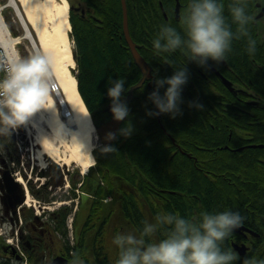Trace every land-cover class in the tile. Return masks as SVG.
I'll return each mask as SVG.
<instances>
[{
	"label": "trees",
	"instance_id": "trees-1",
	"mask_svg": "<svg viewBox=\"0 0 264 264\" xmlns=\"http://www.w3.org/2000/svg\"><path fill=\"white\" fill-rule=\"evenodd\" d=\"M158 1L162 2L163 0H128L126 4L132 17L136 6L138 9V6L140 8L144 4L143 2H146L149 6L157 8ZM241 2L247 4L246 0H241ZM120 3L119 0H106L104 3L95 4V8L100 15H102V11H110L115 17H121ZM251 7L250 3L249 12ZM246 10L248 13V9ZM159 11L144 23L137 24V29L132 34L133 40L137 44L149 40L152 33L159 32L161 26L165 25V18ZM71 20L73 38L77 45L79 89L89 111L94 113L95 109L105 106L110 100L107 94V89L110 86L109 81L125 79L128 76L130 68L124 71V66L131 62V59L127 57L128 53L122 54L115 41H109V39L120 40L118 36L119 23L107 25L104 28H108V30L101 29L99 32L90 26L93 21L84 23L76 17H72ZM251 25L252 22L249 26L251 27ZM234 26L233 24V31L235 30ZM242 51L243 49L238 48L235 50L240 55V59ZM141 54L143 55V53ZM254 55L258 59L261 55L264 56V53H255ZM143 56L152 65L156 79L159 78L166 68L167 53H144ZM244 63L236 65H245ZM246 64L247 67L257 70V65L251 60L247 59ZM261 64L264 65V63ZM132 66H134V62ZM167 69L171 68L167 67ZM215 79L218 81L219 87L224 89L222 83L217 78ZM147 86L144 85L140 90H137L134 99L127 104L136 108V111L142 112L141 128L127 140L121 138L118 142L116 141L112 145L116 152L104 153L100 149L95 152L98 161L96 162L98 163L97 168L100 173L105 175L104 171L100 169L102 166L104 169L108 168L106 177L115 179L117 183L99 184L96 181L99 177L97 168H91L86 175L85 179L88 182L83 188L89 193L95 192L99 198L86 204L88 215L84 216L83 222L79 216H76L74 224L76 242L72 247L74 255L69 256V253L67 256L70 262L73 260L74 264H116L119 250L112 241L117 233L124 235L132 233L141 237L146 225H157L155 217L158 214H179L184 219L198 221L200 213L205 211L209 213L238 212L243 217V225L254 230L259 234V237L248 235L245 238L235 232L225 241L224 247L234 248L232 243L245 242L250 247L246 256L264 259V158L261 154L262 150L244 148L245 150L242 149V152L235 153L233 156L226 151L220 152L218 155L214 154L208 150L214 146V143L209 144L208 141L213 142L214 140L207 135L210 125H207L206 122L198 124L194 135H190V137L184 130H180L179 126L191 123L188 121L191 118L190 115L196 111L193 107L186 106L185 103L181 105L182 108L175 118L171 113L162 114V122L168 134L165 133L163 129L158 128L159 122L156 117L152 118L146 115L147 111H155L154 105L152 106L147 99L150 94ZM261 86L264 87L263 79ZM129 87L125 85L126 94ZM185 87L191 89L192 85L187 84ZM141 99H145V101L139 102ZM187 100H189V104L195 102L204 107L206 110L205 119L210 123L219 122V118L215 117L221 113L217 111L214 117L208 108L222 111L227 108L226 105L231 104L226 101H220L217 105L211 104L203 94H198L194 98L190 95ZM242 108L238 106L237 110H242ZM253 110L255 109L248 107L246 111L237 112L235 107L236 117L230 119L224 117L225 122L216 128V133L221 138L218 141L221 146L230 142L234 147L240 148L249 142L253 135V137H259L258 139L262 138L264 142V111H262V115H257L253 113ZM230 134L233 136L232 140H230ZM170 136L175 138L177 145L172 142ZM200 139L201 142L204 140L209 144L207 149L203 147L204 145L198 144ZM190 149L193 151L194 157L199 159L198 167L201 169L199 171L194 169L192 173L183 176L182 186H178L175 182L180 181L182 171L176 166V162L180 159L182 166L188 167L190 158L184 156L181 151L189 152ZM156 153L165 155L157 158ZM183 158L185 159L181 160ZM164 165H167L168 169L163 173ZM170 169L176 170L177 173L172 181L165 183L164 179L167 181L172 176V174L169 175ZM74 182L77 183L76 180ZM162 186L175 193H163L160 190ZM255 186L258 189L257 192L254 191ZM35 192L36 190L33 189V193ZM198 192L203 194V198L194 201L193 195ZM110 194L117 198L110 204L103 203L101 199ZM41 197L46 198L45 195ZM113 209L119 213L109 215L108 212ZM70 212V209H63L58 212L60 215L57 218L53 217L55 230L62 236L67 234L66 220ZM34 217L31 212L26 217V221L32 220ZM166 236L167 230L161 226L157 227L153 235L144 237V239L148 242H159ZM33 258L31 256L28 261ZM242 259L243 257L237 264H242ZM0 264L11 263L6 262L0 256Z\"/></svg>",
	"mask_w": 264,
	"mask_h": 264
},
{
	"label": "clouds",
	"instance_id": "clouds-1",
	"mask_svg": "<svg viewBox=\"0 0 264 264\" xmlns=\"http://www.w3.org/2000/svg\"><path fill=\"white\" fill-rule=\"evenodd\" d=\"M246 9L247 5L241 0H234L228 5L232 24L236 26L233 31L232 24L224 15V4L218 3V0H190L180 20L184 36L175 27L162 25L152 42L154 49L158 53L186 50L189 59L203 66L208 60L225 61L232 51L233 41L247 37L246 51L250 55L255 54L256 41L250 37L248 29L254 17ZM4 70L7 74L0 79V136L10 137L25 126L36 112L47 109L54 81L49 60L42 55L27 59L17 57ZM187 81V69L183 67L171 77L155 79V89L147 98L155 111H147L146 115L154 118L171 113L175 118L180 112L181 92ZM125 84L122 78L109 81L110 111L115 121L124 122L116 132L106 134V139L110 141L117 136L129 138L135 131L129 119V106L122 100L126 95ZM162 89H166L163 95ZM102 151L110 153L116 152V149L106 146ZM155 219L157 225H146L141 237L132 233L116 234L112 241L119 250L116 264H237L241 261L239 252L232 247H224L225 241L243 225V217L238 212L205 211L200 213L198 221L172 213L158 214ZM161 226L167 230L166 238L159 242L144 239ZM242 264H264V259L245 256Z\"/></svg>",
	"mask_w": 264,
	"mask_h": 264
},
{
	"label": "bare ground",
	"instance_id": "bare-ground-1",
	"mask_svg": "<svg viewBox=\"0 0 264 264\" xmlns=\"http://www.w3.org/2000/svg\"><path fill=\"white\" fill-rule=\"evenodd\" d=\"M106 0H93L95 4H101L104 3ZM122 3V0H119ZM127 3L128 0H125ZM225 2L226 4H224ZM234 0H218V3L224 4V14H230L228 11V5L230 3H233ZM120 3V4H121ZM125 3V4H126ZM144 4L141 5V7L132 13V17L130 12L127 13V18L124 16L123 8L121 4V11L120 14L121 17H115L113 15V12H106L102 11V15L98 13L97 11L93 12L90 15V19L92 22V25L96 31H99L104 28L107 25H111L112 23H119L118 31H119V39L121 40H115V39H109V41H115L118 45V47L121 49L122 54L128 53L127 57L131 59V62H128L126 66H124V71L128 70L130 68V72L128 76L124 79L126 81L125 85L130 86L129 90L132 87H135V85L142 83V85H149L152 82V86L155 89V79L156 76L153 74L151 79L150 77L144 78V74L142 73L139 66H137L133 52L128 46L127 43V37H131L133 40V33L134 30L137 29L136 26L138 23H144L148 18L155 16L157 12L159 11L162 16H164V9L162 4L160 2L157 3V8L149 6L148 3L143 2ZM7 6L12 7L14 10L19 5L20 8L19 11L23 15L24 19L26 20L27 25H29L31 31H33L34 34V40L36 41L38 45V50L35 48V44L33 43L32 37L29 35V31L27 30L26 24L23 21V19H20L21 15L17 12L18 21L20 22L22 28H23V35L17 38V41H28V43L31 45V50L33 52L32 56L35 55H42L48 58L49 60V68L51 72L52 79L57 82L58 90L54 93L51 91V96L48 101L47 109H42L38 111V113H46L47 116H43L42 119L45 121V125L47 126L48 130H51L53 133L58 134V131H60L61 126L63 125L62 119H61V112L59 110V104L60 106L67 107L69 106L72 111L74 112V116L69 118V124H72L73 121L78 124L79 132H72L71 134V140H72V147L68 148L67 153L69 151L68 157H62L59 153V149L54 146L53 142L50 141L46 133V130L44 126H38L39 132L36 137L35 145H37L39 148H37L36 153L38 156V159L41 161V165L43 168L46 166L45 164L48 163L47 156L54 159L55 161L59 163L68 164L70 162H74L78 165V167L81 168L82 172L86 173L90 167L94 164L95 159L92 155V149L93 145L86 142L89 139V132H87L88 129L93 130L94 125L91 120V116L89 115V111H87V107L84 104L82 97L79 92V81L76 80L75 74L73 72V69L75 68L76 61L73 59L72 54V41L69 38L70 37V31H71V23L69 21V3L67 0H8ZM177 4V9L180 8V6H184V1L182 0H172L171 5ZM161 8V9H160ZM0 9H2V6H0ZM128 11V6H127ZM249 15L253 16V11L251 10ZM180 23V22H179ZM181 24V23H180ZM229 24H232L230 22ZM164 25V24H163ZM233 25V24H232ZM236 27V26H234ZM177 31L181 33L182 36H184V28L183 26L175 27ZM88 29V28H84ZM26 30V31H25ZM108 30V28L106 29ZM156 30H158L156 28ZM152 33V37L142 43H136L137 45V51L139 53H158L153 46V40L156 38L157 34ZM247 37H243L240 40L233 41L232 44V51L227 55L232 63L235 65L238 63H244L247 60L246 58L241 57L238 53L235 52V50L238 49H247ZM15 40L12 39L7 29H5V25L3 24L1 20V10H0V45L3 48V52H5L7 58H11V55L13 54V48L15 44ZM32 42V44H31ZM260 49L259 42L256 41V50ZM162 53V52H160ZM181 53V54H180ZM263 53V52H260ZM254 56V54H252ZM167 61L165 63V71L162 73V75L159 78H168L171 77L174 72L179 68H186L187 74H188V81L183 86L182 92H181V100L182 103L179 105V108L181 109L184 103L186 106H189V97L190 95L192 98L196 97L198 94H203L205 98L208 100L209 103L217 105V103L220 101H226L231 103L230 105H226L227 108L224 110H216V109H209V112L213 114L215 117L217 111H219L221 114L217 115L215 118H219V122H213L210 123L208 120L205 119V113L206 110L204 107H201L198 103H192V106L196 111H194L193 114H191V118L188 120L191 123L183 124L180 127V130H184V132L187 133V135H194L195 129L198 124L206 122L207 125H210L207 131L208 137L213 139V142L208 141L210 143H214V146L209 148L208 150H211L214 154L218 155L220 152L226 151L232 154L242 152V149H260L262 150V157L264 158V142L263 139H258L257 137H251L250 141L244 144V146L240 148H236L233 145H231L230 142L227 144H223L222 146L219 144V140L221 139L220 136L216 133V128L222 126L223 122H225L224 117H227L228 119L236 117V114L238 111H246L248 107H252L253 113L257 115H262L263 112L262 107L263 104H258L255 106H252L243 99V96L240 93H237L228 87L220 88L218 81L214 78L212 75L208 77H204L199 72H204L205 74L209 75L208 72L212 71L216 72L218 70H215V67L220 69L218 67V62L208 60L205 62L203 66L198 64L195 61H192L189 59V53L186 50H175L172 52L167 53ZM240 59V60H239ZM258 60L261 63H264V56L261 55ZM134 62V66H132V63ZM215 66V67H214ZM167 67H170L171 69H167ZM239 69L244 70V65H236ZM198 69V71L196 69ZM221 70V69H220ZM139 71V75H138ZM219 72V71H218ZM220 76H222L221 73H217ZM194 79V80H192ZM253 81L256 83L259 81L258 77H253ZM192 85L191 89L186 88L185 86ZM136 90V89H135ZM134 90V92H135ZM166 89L161 90V94ZM133 92V93H134ZM261 92H263L264 97V87L261 86ZM231 95H230V94ZM190 94V95H189ZM109 101V100H108ZM199 105V106H198ZM243 107L242 110H237V107ZM235 107L236 111L235 112ZM42 116V114H41ZM158 121L162 120V115H159L156 117ZM162 124L158 123V128L162 129ZM164 128V127H163ZM95 130V129H94ZM164 131H167L166 128H164ZM183 132V133H184ZM230 140H232L233 136L230 134ZM173 138V137H171ZM175 145L176 142H174ZM198 144L204 145L206 149L208 148L209 144H207L204 140L200 139V142ZM219 144V145H218ZM244 149V150H245ZM181 153L184 156H187L190 158L188 161V167L182 166V162L177 161L176 166L181 169L180 181H176L175 183L178 186H182L181 181L183 182V176L188 175V173H192V170H200L201 168L198 167L199 159L194 157L193 151L190 149V151H181ZM165 154L162 153H156L157 158L163 157ZM153 156V155H152ZM185 158L181 159L184 160ZM185 165V164H184ZM184 168V169H183ZM168 169V166L164 165L163 173ZM177 173L176 170L169 171V175L172 174L166 181L164 179V182L172 181V179L175 178V174ZM21 181V180H19ZM160 190L163 193H175L174 191L167 190L166 187L163 186L160 188ZM257 188L255 186L254 191L257 192ZM203 198V194L201 192H198L193 195L194 201H199V199Z\"/></svg>",
	"mask_w": 264,
	"mask_h": 264
},
{
	"label": "flooded vegetation",
	"instance_id": "flooded-vegetation-1",
	"mask_svg": "<svg viewBox=\"0 0 264 264\" xmlns=\"http://www.w3.org/2000/svg\"><path fill=\"white\" fill-rule=\"evenodd\" d=\"M176 1V0H175ZM184 1V6H180L179 9H177V4L171 5L172 0H163L158 1L162 4L161 7L164 9V18H165V25H170L172 27H179L181 24L179 23L181 20V15L186 12L188 8V4L190 3V0H182ZM247 2V9L249 13V4H252V11H253V21L251 27L248 25L250 37L254 39L255 41L259 42L260 44V50L255 51V53H264V0H246ZM69 3L72 7L71 15L72 17H76L77 19L83 21L84 23L90 22V15L97 11L95 8V3L93 0H69ZM226 4L225 2H223ZM227 22L230 23L231 21V15L230 14H224ZM262 54V53H261ZM241 57L251 60L254 64L257 65V70L247 67L246 62L244 63V70L239 69L234 65V63L231 62L229 57L227 56V59L225 61L218 62V67L221 69H218L215 67V70H218L216 72L210 71L208 72L209 75L205 74L204 72H199L204 77H208L211 75L215 76L220 83L223 81L219 77L217 73H221L227 80H229L230 86L228 87L225 83H222L224 87H228L229 89L240 93L243 96V99L246 100L248 103L252 106L263 104L262 111H264V97L263 92H261L260 88L262 85V79L264 80V65L260 63V61L257 59V57L254 55L248 54L246 49H243ZM196 69V68H195ZM198 71V69H196ZM253 77H258V82L256 83L253 81ZM262 78V79H261ZM125 97V96H124ZM145 101V99L139 100V102ZM109 101L107 102V104ZM148 103V102H145ZM152 104V103H151ZM153 106V105H152ZM107 108H98L95 109L94 113L98 119V121L101 123L103 121H108L111 116L109 112L106 110ZM131 118H135L140 122L142 112L136 111V108H133L132 106H129ZM124 123V122H123ZM123 123L121 124V127L123 126ZM136 132V131H135ZM133 135V134H132ZM120 137V136H119ZM118 137V138H119ZM122 137V136H121ZM9 137L0 136V141L4 143L5 140H7ZM125 139V138H123ZM127 139V138H126ZM100 150L103 149V147H98ZM10 142L4 143V152L0 151V156L2 157L3 154L9 155L10 154ZM0 157V223H2L3 227H5V230L7 234H13V238L17 240V245L20 248L13 247L10 244H5L2 246L1 252L3 253V256H5L6 262L12 261L14 259L21 260L23 256L25 257H31L34 256L35 259L45 257L46 259H53L56 256H68L71 250H73L69 243L63 241L61 242L59 240L58 233L55 230V227L52 224V222H47L42 220V218H35L31 221H26L25 218L28 215L29 211L26 210V208L19 209V201L22 199V203L28 200L29 197V188L32 186V184L26 179V177H23V182L20 184L21 186H8L7 183L1 182V174L4 172L6 168V163L3 159V157ZM104 171L105 175H102L100 173L99 168H97V173L99 177H97L96 181L99 182V184L106 185V184H116L117 181L111 177H106V169L102 166L100 168ZM57 172L58 175H60L59 178L51 179V173ZM58 168L54 165L50 166L49 168H44L42 171L38 172V174H43L45 181L42 183L41 188L39 189L42 193L51 195L50 197L53 199L52 201L56 200L58 196L56 195V191H54V188L56 186L65 185L66 182L64 181L63 177L61 176L62 172L59 171ZM69 180H66L70 185L72 182L71 180L74 178L73 173H69ZM71 182V183H70ZM87 179L82 180V187L87 184ZM8 187L10 188V192L8 191ZM76 191L80 198L78 203L77 211L80 212H86L88 214L86 204L90 201L97 200V195L95 192H92L91 194L86 193L83 189L75 188L73 189ZM83 196H81V195ZM117 197L113 194H110L107 196L106 199H102V202L105 203H111L113 202ZM109 215H116L118 214V211L115 210L109 211ZM60 215V213H57L55 215V218ZM16 233V236H15ZM248 237V236H247ZM245 237V238H247ZM245 243V242H244ZM70 251L68 252V250ZM73 251H71V254ZM48 260V261H49ZM49 261V262H50ZM48 262V263H49Z\"/></svg>",
	"mask_w": 264,
	"mask_h": 264
},
{
	"label": "rangeland",
	"instance_id": "rangeland-1",
	"mask_svg": "<svg viewBox=\"0 0 264 264\" xmlns=\"http://www.w3.org/2000/svg\"><path fill=\"white\" fill-rule=\"evenodd\" d=\"M7 2H8V0H0V3L2 5L6 4ZM4 13L7 14V18L11 21L15 17V14H14V11L12 8L5 9ZM19 27H20L19 33L21 34L22 28H21V26H19ZM28 46H29L28 41L26 42L23 40V43L20 47L21 48L20 51L22 52L21 53L22 59H27V58L32 57L33 53H30L29 49L27 50ZM29 48H30V46H29ZM77 70H78V65L76 64L74 72L77 73ZM59 110L61 112V119H62L63 125L61 126L60 131H58V134H55L51 130H48L47 126L45 125V121L42 119V117L47 116V114L44 112H42V113L36 112L30 118L29 122L25 126L18 129L14 133V136H12L14 139V144H15L14 146L18 150L19 155L21 156V153H22L24 156V159H23L24 162L22 163L20 160V162H21L20 167L22 168L21 173H22L23 177H26L27 180L29 179L31 184L33 186H35L36 188H37V186H39L44 181V179L37 180L38 179V172H40L39 170L42 169L41 168L42 166H40L41 161H40V159H38V156L36 153V150L39 147L37 145H35L36 137H37L38 132H39L38 126H44V128L46 130L45 134H47L48 138L50 139V141L53 142L54 146H56L59 149V153L62 157H68V155H69L68 154L69 151L67 153V150H69L68 148L72 147V140H71L72 132H79L80 131L78 124H76L75 121H73L72 124H69V121H68L69 118L70 117L72 118L74 116V112L72 111V109L69 106L64 107L62 105L60 106V104H59ZM68 110L70 112V115L65 116V111H68ZM41 114H42V116H41ZM131 122H132L134 129L136 131L137 128H139V125L141 123L135 118L131 119ZM95 130L94 129L93 130H91V129L87 130V132H89V139L86 142L93 145V149L91 152L92 154H94V151H96V148L99 147V144H100L99 135H98L97 131H95ZM16 141L19 143L18 146H16L17 145ZM57 165H58V168L62 171L61 176L63 177L64 181H65V179H67V180L70 179L69 175H68L69 174L68 170H70V173H73L75 177H77L79 175L82 176L81 168L78 167V165L75 164L74 162H70L68 164L58 162ZM50 166H49V164H46V168H49ZM50 176H51V179L60 177L59 175H57V172L51 173ZM57 191H59V194L57 195L58 196V200H57L58 202H57L56 206L58 205V203H60L62 201H69V200L74 199L76 197V196H72L73 195L72 193H64V187L61 188V190H57ZM62 194H65L66 196H62ZM77 199L78 198H76V200H74L75 202H71V204H73L74 207L77 204ZM37 206H38V204H37ZM32 209L34 210V208H32ZM38 210L40 211V213H43L42 209H38ZM73 211H74V209H73ZM44 215L45 214L43 213V218H45ZM81 222H83V221H81ZM13 242L16 243L17 240L15 239V240H13ZM44 259H46V258L44 257ZM11 264H25V262L13 260V261H11ZM31 264H43V260H41V258H38V259L34 260V262Z\"/></svg>",
	"mask_w": 264,
	"mask_h": 264
},
{
	"label": "water",
	"instance_id": "water-1",
	"mask_svg": "<svg viewBox=\"0 0 264 264\" xmlns=\"http://www.w3.org/2000/svg\"><path fill=\"white\" fill-rule=\"evenodd\" d=\"M125 3H126L125 0H122V3H121L122 4V8H123V13L122 14H124V16L127 18L128 11H127V4H125ZM20 15H21V13H20ZM29 34L32 37V34L30 32H29ZM33 43L35 44V47L38 50V47H37V44H36L35 40H33ZM127 43L129 44L128 46H130V48H131V50L133 52L134 60H135V62L137 64V66L140 67L142 73L144 74V78L145 77L146 78H148V77L151 78V76H152L151 75V72H152L151 66L145 61V59L142 57V55L137 51L136 43L132 40L131 37H127ZM72 51H73V56L75 57L76 50L73 49ZM222 79H223V81H225L224 83H226L227 86L229 87L230 86V82H227V80L224 79L223 77H222ZM140 87H142V83H139V84L135 85V87H132L129 90V96L127 97V99L123 100V102L130 100V98L133 95L134 90L138 89ZM121 123L122 122L115 121L113 119V117H112V119L109 122L103 123V124H101V126L96 128L97 129L96 131L98 132L99 136L101 137V139L103 141V146H108L113 141V140L110 141V140L106 139V134L109 133V132H116L117 129L120 128ZM10 177H11V173L10 172H6L5 173V177H4L5 180L10 181V183H14L13 182V178H10ZM14 184L19 186L17 183H14ZM21 202L22 201H20L19 204ZM235 232L238 233V234H241V235H246V233H249V234H251L254 237H257V238L259 237V234H257L253 230L249 229L248 227L246 228V226H244V225H242V227H240ZM233 246L242 256H245L247 248L244 245L243 246H238V245L234 244ZM50 264H68V261H67L66 258L59 256V257L54 258L53 261Z\"/></svg>",
	"mask_w": 264,
	"mask_h": 264
},
{
	"label": "built area",
	"instance_id": "built-area-1",
	"mask_svg": "<svg viewBox=\"0 0 264 264\" xmlns=\"http://www.w3.org/2000/svg\"><path fill=\"white\" fill-rule=\"evenodd\" d=\"M4 50L0 47V62H2L4 64V66L6 68H8L10 66V63L8 62L9 59L7 58L5 52H3ZM8 59V61H7Z\"/></svg>",
	"mask_w": 264,
	"mask_h": 264
}]
</instances>
